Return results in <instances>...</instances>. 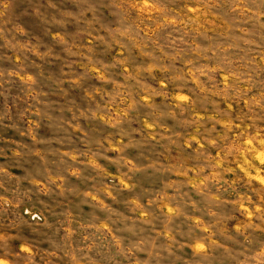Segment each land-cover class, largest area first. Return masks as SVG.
Returning a JSON list of instances; mask_svg holds the SVG:
<instances>
[{"label":"rangeland","instance_id":"obj_1","mask_svg":"<svg viewBox=\"0 0 264 264\" xmlns=\"http://www.w3.org/2000/svg\"><path fill=\"white\" fill-rule=\"evenodd\" d=\"M0 264H264V0H0Z\"/></svg>","mask_w":264,"mask_h":264}]
</instances>
